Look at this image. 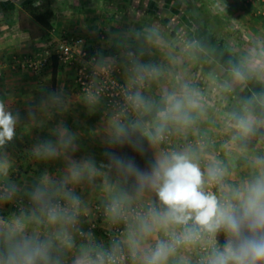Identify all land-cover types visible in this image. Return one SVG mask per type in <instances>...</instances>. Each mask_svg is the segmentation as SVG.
Returning a JSON list of instances; mask_svg holds the SVG:
<instances>
[{"label": "crops", "instance_id": "obj_1", "mask_svg": "<svg viewBox=\"0 0 264 264\" xmlns=\"http://www.w3.org/2000/svg\"><path fill=\"white\" fill-rule=\"evenodd\" d=\"M32 1L0 0V102L18 116L14 139L0 146V182L13 192L10 197L0 192V236L13 230L50 236L55 226L34 221L41 209L35 194L44 190L49 201L67 190L80 202L77 225L68 229L74 247H55L54 260L74 264L81 246L93 254L109 248L101 230L113 217L91 230L81 207L109 201L159 207L155 192L141 189L135 175L117 167L113 156L133 160L147 172L162 156L186 152L204 179L209 169L223 171L221 187L227 198L264 172L261 0H54L47 32L23 8ZM68 33L84 39L83 47L97 65L118 66L120 77L143 96L144 104L134 114L121 122L112 119L103 97L78 89L74 65L57 63L53 70L49 63L34 71L19 64L23 57L53 50ZM173 99L184 101L188 123L164 119ZM161 127L170 130L168 141L152 139ZM65 128L73 136L67 148L59 138ZM45 143L55 147V156L37 155ZM88 162L94 172L85 169ZM73 167L82 173L76 182ZM137 229V220L131 221L121 236L128 254L139 242L135 264L158 240L183 231L170 225L167 234L158 230L142 238ZM226 239L225 233L217 238V248ZM196 245L177 248L168 264H207L213 251L205 261Z\"/></svg>", "mask_w": 264, "mask_h": 264}, {"label": "clouds", "instance_id": "obj_2", "mask_svg": "<svg viewBox=\"0 0 264 264\" xmlns=\"http://www.w3.org/2000/svg\"><path fill=\"white\" fill-rule=\"evenodd\" d=\"M136 106L144 104L139 93L128 97ZM188 104L195 107V101L189 99ZM184 101L173 99L164 119L169 118L188 123L190 117L182 114ZM18 116L6 110L0 102V146L12 141ZM247 131L241 123L238 125ZM121 133L124 129L119 130ZM163 127L157 130L153 140L162 139ZM60 143L67 148L73 136L67 128L59 133ZM53 157L56 149L51 143H45L37 149V155ZM117 167L125 168L137 178L141 189L154 191L159 207H150L148 211L137 217L138 235L142 238L151 236L153 232L167 229L170 225L183 226L184 230L172 234L169 240H158L154 247L139 256V264H168L169 257L175 253L176 247L182 243H190L199 237L201 232L215 235L221 231L226 234V242L221 248L214 249L207 264H264V172L247 183L242 189H236L226 199L219 198L213 192L204 190V173L199 165L186 152H173L157 159L150 171L139 169L133 160H124L113 156ZM85 169L94 172L95 167L88 162ZM77 167L71 170L72 181L81 178ZM223 175L219 168L209 169L210 180H218ZM13 192L7 193L10 197ZM47 192L37 190L36 201L41 205L40 215L34 217L38 224L55 226L56 231L50 236L20 234L16 230L0 236V264H62L59 258L54 260L53 249L57 246L64 250L74 247V238L68 230L76 222L75 209L79 198L70 191L57 195L67 202V206L49 203ZM113 218H119V204L113 202L109 208ZM191 225V226H190ZM139 242H134L130 253L137 260ZM74 264H115V257L104 251L95 254L87 246L78 250Z\"/></svg>", "mask_w": 264, "mask_h": 264}, {"label": "built area", "instance_id": "obj_3", "mask_svg": "<svg viewBox=\"0 0 264 264\" xmlns=\"http://www.w3.org/2000/svg\"><path fill=\"white\" fill-rule=\"evenodd\" d=\"M257 14L264 16V0H261V6L258 8ZM83 44L84 39L82 37L68 33L58 40L53 50H45L41 54H38V56L23 57L18 61L21 66L34 71L41 70L51 63L52 56L56 57L59 65H74L75 83L81 92L88 95L103 97L105 112H107L115 121L121 122L126 117H130L138 108V106L134 105L128 99V97L135 94L132 84H128L120 77V70L114 63L105 62L97 65L95 63L96 57L94 55L87 57ZM169 134V129L163 130L161 134L162 139L159 140L168 141ZM221 186V177L218 180L212 181L209 179L208 174L206 175L204 190L206 192H213L223 200L227 197L223 193ZM0 192H10L9 188L3 182H0ZM48 202L67 206V202L60 197L49 200ZM113 202L119 204L121 215L119 218H113L109 226L102 227L101 234L110 244L109 248L105 249L104 252L115 257V264H135L132 255L124 250L121 236L127 224L131 221L137 220L139 215L146 213L148 209L154 207V205L150 203L145 205L125 204L121 201H109L105 203L92 202L79 209L80 214L88 219V226L91 230L96 229L101 221L110 215L109 208ZM79 207L80 202L74 210L75 215ZM76 225L77 222H75L74 225H71V227H76ZM178 227L181 230H184L183 226ZM172 234L178 235L179 233L173 232L168 234L166 240H169ZM223 234V231L215 235L201 232L199 237L190 243L197 244L196 252L200 259L205 260L206 256L211 251L217 249L215 241L217 238L223 236ZM206 239H212L214 244L207 242ZM185 244L189 243H182L178 245L176 249Z\"/></svg>", "mask_w": 264, "mask_h": 264}, {"label": "trees", "instance_id": "obj_4", "mask_svg": "<svg viewBox=\"0 0 264 264\" xmlns=\"http://www.w3.org/2000/svg\"><path fill=\"white\" fill-rule=\"evenodd\" d=\"M53 4L54 0H33L24 4L23 8L30 17L44 32L52 29L51 20L53 18ZM87 57L90 53L87 51ZM51 64L53 70L57 65V60L55 56L51 57ZM157 107L154 109V111ZM153 111V112H154Z\"/></svg>", "mask_w": 264, "mask_h": 264}, {"label": "rangeland", "instance_id": "obj_5", "mask_svg": "<svg viewBox=\"0 0 264 264\" xmlns=\"http://www.w3.org/2000/svg\"><path fill=\"white\" fill-rule=\"evenodd\" d=\"M97 97V96H96Z\"/></svg>", "mask_w": 264, "mask_h": 264}]
</instances>
